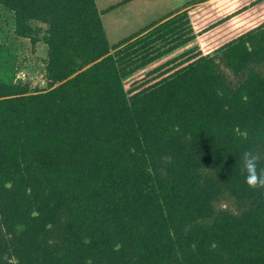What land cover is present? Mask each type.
Listing matches in <instances>:
<instances>
[{"label": "trees", "instance_id": "1", "mask_svg": "<svg viewBox=\"0 0 264 264\" xmlns=\"http://www.w3.org/2000/svg\"><path fill=\"white\" fill-rule=\"evenodd\" d=\"M210 1L111 47L94 0H0L47 48L0 84V264H264V0Z\"/></svg>", "mask_w": 264, "mask_h": 264}, {"label": "rangeland", "instance_id": "2", "mask_svg": "<svg viewBox=\"0 0 264 264\" xmlns=\"http://www.w3.org/2000/svg\"><path fill=\"white\" fill-rule=\"evenodd\" d=\"M95 1L100 11L108 8L107 3L101 4L100 0ZM186 1L188 0H134L130 8L120 9L116 13H112V9H109L108 13L107 10L104 11L106 14L102 23L109 45L116 46L123 39L157 23ZM228 6L230 5L225 4L222 8ZM229 9L231 10L227 8L225 12ZM128 12L132 16L126 18L122 16ZM194 21L196 29L208 24V20ZM212 21L210 20L209 23ZM31 27L37 29L31 39L18 38L15 35L13 15L0 7V84L24 88L29 93H34L46 89L47 48L44 44L46 27L37 22L31 23ZM255 70H260L264 75V64L256 67Z\"/></svg>", "mask_w": 264, "mask_h": 264}, {"label": "clouds", "instance_id": "3", "mask_svg": "<svg viewBox=\"0 0 264 264\" xmlns=\"http://www.w3.org/2000/svg\"><path fill=\"white\" fill-rule=\"evenodd\" d=\"M243 174L249 187L255 188L264 185V170H258L256 159L248 153L244 154Z\"/></svg>", "mask_w": 264, "mask_h": 264}, {"label": "crops", "instance_id": "4", "mask_svg": "<svg viewBox=\"0 0 264 264\" xmlns=\"http://www.w3.org/2000/svg\"><path fill=\"white\" fill-rule=\"evenodd\" d=\"M95 1V0H94ZM132 1H134V0H100V2H101V4H104V3H107V6H108V8H106L105 10H103V11H100L98 8V11L101 13V20H103V17L105 16V14L106 13H108L110 10L109 9H112L113 11H112V13H116L118 10H120V9H126L127 7L128 8H130L131 7V5H132ZM191 1H193V0H188V1H186V2H184L183 3V5H181V6H179L178 7V9H176L175 11H177V10H179V9H183V8H185ZM212 1H214V0H211L210 2H212ZM209 2V3H210ZM95 4H96V1H95ZM109 4V5H108ZM96 7H97V4H96ZM107 10V12L106 13H104V11H106ZM174 11V12H175ZM173 12V13H174ZM131 15V13H125L124 15H122V16H124L125 18L126 17H129ZM132 16V15H131ZM169 16V15H168ZM123 17V18H124ZM167 17V16H166ZM161 20V19H160ZM145 29V28H144ZM138 33V32H137ZM136 33V34H137ZM135 35V34H134ZM128 38V37H127ZM126 39V38H125ZM124 40V39H123Z\"/></svg>", "mask_w": 264, "mask_h": 264}]
</instances>
